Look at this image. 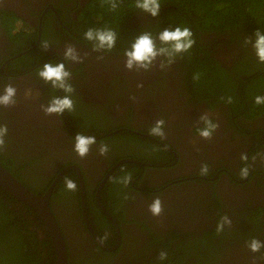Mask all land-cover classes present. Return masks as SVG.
<instances>
[{"label": "flooded vegetation", "instance_id": "flooded-vegetation-1", "mask_svg": "<svg viewBox=\"0 0 264 264\" xmlns=\"http://www.w3.org/2000/svg\"><path fill=\"white\" fill-rule=\"evenodd\" d=\"M178 26L193 32L188 53L164 70L163 57L148 72L125 68L139 35ZM89 28L113 29L115 48L94 52ZM256 31L264 33V0H161L155 18L135 0L116 10L106 0H0V94L17 89V103L0 106L8 128L0 166L35 195L52 189L68 264H264V249L248 248L252 239L264 243V105L254 103L264 96V64L244 43ZM68 45L82 63L63 60ZM60 62L72 73L74 111L46 116L42 106L65 93L36 73ZM204 114L219 125L210 140L195 131ZM159 119L163 140L149 135ZM78 133L97 140L84 158L73 150ZM127 173L130 185L116 182ZM65 176L77 191L66 190ZM157 197L158 217L148 210ZM224 216L231 224L217 233Z\"/></svg>", "mask_w": 264, "mask_h": 264}, {"label": "clouds", "instance_id": "clouds-1", "mask_svg": "<svg viewBox=\"0 0 264 264\" xmlns=\"http://www.w3.org/2000/svg\"><path fill=\"white\" fill-rule=\"evenodd\" d=\"M106 2L110 4L112 10H116L120 3H122V0H106ZM135 8L155 18L159 15L161 0H135ZM84 39L92 44V50L94 52H111L116 46L117 33L111 28H89L84 33ZM157 40L159 41V45L157 44ZM244 43L246 45H251L258 62L264 64V33L256 31L255 41L245 40ZM194 45L195 40L193 38V32L189 27L178 26L175 27V29H165L159 32L155 37L151 32H144L134 40L130 49L125 50L124 66L128 70H132L135 67L137 71L144 70L148 72L151 70L154 62H156L158 58L163 57L164 59L160 61L159 67L161 70H164L173 64L178 56L188 53ZM41 46L47 50L50 45L47 41H42ZM63 60L72 64L83 62L80 53L71 45L66 46ZM36 75L45 83H50L53 89L62 90L65 93L62 98L53 96L46 107L42 106V111L46 116H61L66 111L69 113L74 111L72 94L75 89L70 82L72 73L66 68L64 62L56 64L45 63L42 68L37 70ZM199 78V74L193 77L194 80H199ZM16 96L17 89L15 87L11 84L5 86L3 93L0 94V106H14L17 103ZM31 96L32 92L30 90L25 92V98H30ZM232 102V97L226 99V103L231 104ZM254 103L256 105H264V96H256ZM199 123H201L203 127L196 128V135L204 140L212 139L219 127L218 123L213 121L207 114L200 117ZM164 127L165 121L163 119L157 120L155 124L150 127L149 135L158 137L161 140L165 139ZM7 133V125H0V151H3L5 148V137ZM96 144L97 140L94 136L78 133L74 139L73 150L79 157L84 158ZM107 152L108 146L101 143L99 145V154L104 156ZM240 159L245 165L240 169V178L244 180L249 176V166L247 164L249 157L247 154L242 153ZM208 171V165L204 164L200 169V175H207ZM132 179L131 173H127L119 177L116 182L127 187L131 184ZM63 182L67 191H77L78 184L71 177L65 176ZM148 210L153 216L157 217L162 213L163 206L159 197L153 199ZM230 224L231 220L227 216L222 217L217 224V233L222 232L224 226ZM248 248L252 253H259L261 249H264V243L258 239H252L248 243ZM159 259L161 261L166 260L167 253L160 252ZM262 259H264V257H262Z\"/></svg>", "mask_w": 264, "mask_h": 264}, {"label": "trees", "instance_id": "trees-1", "mask_svg": "<svg viewBox=\"0 0 264 264\" xmlns=\"http://www.w3.org/2000/svg\"><path fill=\"white\" fill-rule=\"evenodd\" d=\"M21 204L0 190V264H55L44 224L32 208Z\"/></svg>", "mask_w": 264, "mask_h": 264}, {"label": "water", "instance_id": "water-1", "mask_svg": "<svg viewBox=\"0 0 264 264\" xmlns=\"http://www.w3.org/2000/svg\"><path fill=\"white\" fill-rule=\"evenodd\" d=\"M0 189L18 201L35 209L51 237L56 255V264H68L67 248L64 238L49 208L52 189L50 188L44 195H35L2 166H0Z\"/></svg>", "mask_w": 264, "mask_h": 264}]
</instances>
